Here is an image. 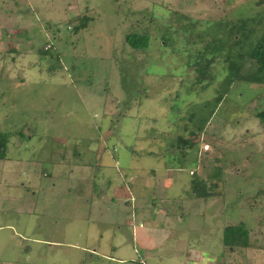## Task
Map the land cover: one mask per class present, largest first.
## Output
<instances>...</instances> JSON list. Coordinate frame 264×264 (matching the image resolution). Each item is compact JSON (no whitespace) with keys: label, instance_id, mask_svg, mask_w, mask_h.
I'll return each mask as SVG.
<instances>
[{"label":"rangeland","instance_id":"1","mask_svg":"<svg viewBox=\"0 0 264 264\" xmlns=\"http://www.w3.org/2000/svg\"><path fill=\"white\" fill-rule=\"evenodd\" d=\"M262 34L264 0H0V264H264Z\"/></svg>","mask_w":264,"mask_h":264},{"label":"trees","instance_id":"2","mask_svg":"<svg viewBox=\"0 0 264 264\" xmlns=\"http://www.w3.org/2000/svg\"><path fill=\"white\" fill-rule=\"evenodd\" d=\"M81 20L82 17H77V20ZM86 19V18H83ZM85 21V20H84ZM82 22L78 29H83L87 26V23ZM127 43H129L133 48H146L148 39L147 35H128L126 37ZM48 46V47H47ZM51 46L46 44L44 50H49ZM247 56L253 59L257 64V70L255 73L250 74V76L244 77L243 79L247 81H259L261 80L260 74L264 72V34H262L255 44L246 52ZM209 63V61H208ZM229 87V86H228ZM223 95V94H221ZM222 97V96H221ZM216 98V103L220 102V98ZM260 118L264 121V112L259 114ZM9 134L7 132H0V159H5L8 149ZM181 140V138H180ZM182 143L185 141L182 139ZM204 180L197 176H192L190 179L191 188L193 193L204 200L210 197L212 194L206 190L203 186ZM248 232L244 227V224H239L236 226H226L223 230V243L227 247L242 246L246 248L248 246Z\"/></svg>","mask_w":264,"mask_h":264},{"label":"crops","instance_id":"3","mask_svg":"<svg viewBox=\"0 0 264 264\" xmlns=\"http://www.w3.org/2000/svg\"><path fill=\"white\" fill-rule=\"evenodd\" d=\"M117 160L115 161V163L117 164ZM77 168V173L79 174H82L81 175V180L82 181H85V180H88L87 179V176L85 173V171H88L90 170V167L87 166V165H78L76 166ZM106 170V168L104 169ZM103 173V171H100L98 170V174H101ZM109 178H106L104 179V181L102 180L101 178V182L102 183H105V184H110V180ZM106 181V182H105ZM119 190H114L113 193H118ZM119 194H121L119 192ZM130 195H132V193L130 192L129 193ZM136 196H138L137 193H135ZM131 200H133V195L130 197ZM160 217V215H158ZM132 235H133V239L134 237L136 238V242L139 243L138 241L140 240V237L139 236H142V237H145L149 240H152V242H140V247H143V249L147 250V251H152V250H155L156 247L159 246V244L161 243V240H165L166 237H167V234H168V231L163 229L162 227H154L152 225H150L149 223H138L136 224L135 226L132 225ZM226 227V226H225ZM160 232L162 234V237H161V240H160V243H156V242H153V239H154V235H155V232ZM187 258L189 260H192L194 263L196 264H214L212 260H210L209 258H205L204 256L201 255L200 251L198 250H195V249H189L188 250V253H187Z\"/></svg>","mask_w":264,"mask_h":264}]
</instances>
